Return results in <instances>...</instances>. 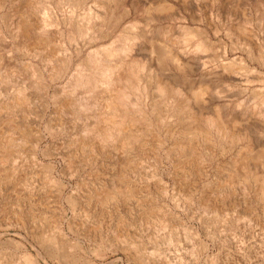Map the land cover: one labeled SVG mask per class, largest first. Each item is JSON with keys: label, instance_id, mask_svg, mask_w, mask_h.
Returning a JSON list of instances; mask_svg holds the SVG:
<instances>
[{"label": "bare ground", "instance_id": "obj_1", "mask_svg": "<svg viewBox=\"0 0 264 264\" xmlns=\"http://www.w3.org/2000/svg\"><path fill=\"white\" fill-rule=\"evenodd\" d=\"M141 1L0 0V134H9L8 139L4 137L6 140L0 141V174L6 176L7 171L18 169L16 158H20L11 151L31 138L29 129L18 122L17 115L26 113L22 110L33 96L32 88L37 86L45 95L51 87L53 92L48 96L52 97L54 112L60 117L68 115L72 123H79L76 134L69 136V144L79 152L91 150L103 154L107 151L121 163L129 164V156L136 150L142 152L141 146L159 132L175 128L179 134L202 138L203 134L213 133L226 143L240 141L244 151L243 155L239 151L241 159L262 165L258 189L264 193V94L254 93L252 83L260 82L261 72L249 65L253 59L263 63L264 36L239 34L227 28V41L218 44L220 49L217 50L216 45L223 42V38L217 28L213 32L203 29V0H193L192 8L189 0H145L147 6ZM152 10L165 14L155 15L157 26L154 27L140 21L150 15H139ZM74 15L81 18L75 21ZM165 19L171 20L172 25L168 24V29L164 30L161 27ZM63 23L64 28L60 26ZM53 27L54 30L50 29ZM171 27L176 28L175 34ZM156 32L161 37L156 38ZM254 37L256 45L251 41ZM107 38H110L107 44L98 43ZM92 41L98 43L96 47L85 51L84 43ZM27 56L37 62H24L22 59ZM72 64L74 70L68 72ZM66 74L69 75L64 84H55ZM216 81L220 87L215 85ZM246 92H251V102L235 100V96ZM184 143L178 142L169 152L179 165L189 164L192 157L199 154L195 146ZM34 144L37 148L38 143ZM73 155L68 154L66 165ZM47 179L48 182L50 178ZM100 194L108 198L113 192L106 188ZM70 202L74 205L72 200ZM164 224L157 225L165 230ZM173 228L175 230V226ZM36 239L50 244L57 242L55 237L42 231L37 232ZM168 240L171 241L170 237ZM18 243L24 249L19 260L35 264L40 252L34 256L24 243Z\"/></svg>", "mask_w": 264, "mask_h": 264}, {"label": "rangeland", "instance_id": "obj_2", "mask_svg": "<svg viewBox=\"0 0 264 264\" xmlns=\"http://www.w3.org/2000/svg\"><path fill=\"white\" fill-rule=\"evenodd\" d=\"M263 1L203 0V29L213 32L217 28L223 38V42L217 43V50L220 49L218 44L227 41V28L239 34L264 36ZM141 4L147 6L145 0ZM189 4L192 8L193 0H189ZM64 8L67 9L66 5ZM139 15H150L145 20L140 16V21L152 27L157 26L155 15L165 14L152 10ZM78 18L81 16L74 15L75 21ZM162 23L164 30L168 29V24L172 25L169 19ZM60 26L64 28L65 24ZM50 29L54 30V27ZM171 31L176 33V28ZM158 36L161 37L156 32L155 37ZM254 38L251 41L256 45ZM109 41L107 38L98 43ZM98 43L86 42L83 49L89 51ZM22 60L37 62L30 56ZM249 65L261 72L260 82L255 81L252 86L254 93L263 95L264 61L260 64L258 59H253ZM74 67L72 64L68 72ZM68 75L55 84H64ZM215 85L220 87L218 81ZM31 91L33 96L22 110L26 111V116L20 112L17 115L18 122L29 129L31 138L11 151L20 158L15 156L18 169L7 171L6 176L0 174V264H30L19 260L24 249L18 242L24 243L34 256L40 252L35 264H264V193L258 189L262 165L241 159L244 151L240 141L226 143L213 133L203 134L202 138L179 134L175 128L166 127L171 129L152 136L141 146L142 152L136 150L129 156V164H123L107 151L95 154L91 150L79 152L71 147L69 138L76 134L79 123H72L74 121L68 115L60 117L54 112L50 97L53 88L50 87L45 95L37 90V86ZM250 94L235 96V100L251 102ZM8 136V132L0 134V141ZM185 141L195 146L199 154L194 155L189 164L179 165L169 152L178 142L185 144ZM75 151L76 156L73 155ZM71 153L73 158L66 165ZM47 178H50L48 182ZM106 188L113 195L102 198L100 192ZM244 215L246 219L243 220ZM157 224L166 225L165 230ZM38 231L55 237L56 244L38 242Z\"/></svg>", "mask_w": 264, "mask_h": 264}]
</instances>
